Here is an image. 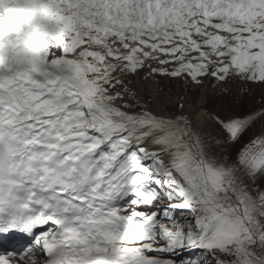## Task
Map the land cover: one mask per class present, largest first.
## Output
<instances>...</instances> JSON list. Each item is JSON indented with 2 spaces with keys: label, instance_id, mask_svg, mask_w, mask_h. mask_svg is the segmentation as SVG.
I'll return each instance as SVG.
<instances>
[{
  "label": "snow or ice",
  "instance_id": "snow-or-ice-1",
  "mask_svg": "<svg viewBox=\"0 0 264 264\" xmlns=\"http://www.w3.org/2000/svg\"><path fill=\"white\" fill-rule=\"evenodd\" d=\"M234 84L264 0H0V264H264V99L207 108Z\"/></svg>",
  "mask_w": 264,
  "mask_h": 264
},
{
  "label": "rangeland",
  "instance_id": "rangeland-1",
  "mask_svg": "<svg viewBox=\"0 0 264 264\" xmlns=\"http://www.w3.org/2000/svg\"><path fill=\"white\" fill-rule=\"evenodd\" d=\"M239 89H240V85L234 84L231 86V93H232L231 96H229L228 98L220 97V98H216L215 100L213 99V97L215 96V93L209 92L208 93V101H207L208 110L219 112L221 115H223L224 111H225V106L229 105V103H230V101H232L233 97H236V99L239 100V103L231 104V107L235 108L236 110H240L242 108V109H244V111H251L252 109H257L260 107L262 99H264V89H261L259 87H250L247 94L244 95L242 98L237 95L239 92ZM178 91L179 90L173 88V90L170 94L172 102L175 101L174 98L177 97ZM175 93H176V95H175ZM190 101H191L193 107H195L197 104H199L201 102L200 97H197L195 95H190ZM193 107L186 104V108L190 112L192 111Z\"/></svg>",
  "mask_w": 264,
  "mask_h": 264
},
{
  "label": "bare ground",
  "instance_id": "bare-ground-1",
  "mask_svg": "<svg viewBox=\"0 0 264 264\" xmlns=\"http://www.w3.org/2000/svg\"><path fill=\"white\" fill-rule=\"evenodd\" d=\"M175 95H176V93H175ZM173 97H174V96H173ZM175 97H176V96H175ZM197 97H198V96H197ZM174 99H175V98H174ZM211 99H212V98H211ZM165 101H166V102H169L167 97L165 98ZM223 102H224V101H223ZM187 105H190V106L193 107V105H192V103H191V101H190V97H189V100H188V102H187ZM189 109H190V108H189Z\"/></svg>",
  "mask_w": 264,
  "mask_h": 264
},
{
  "label": "trees",
  "instance_id": "trees-1",
  "mask_svg": "<svg viewBox=\"0 0 264 264\" xmlns=\"http://www.w3.org/2000/svg\"><path fill=\"white\" fill-rule=\"evenodd\" d=\"M244 110V109H243Z\"/></svg>",
  "mask_w": 264,
  "mask_h": 264
}]
</instances>
